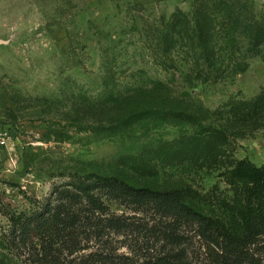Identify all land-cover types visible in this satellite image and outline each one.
Listing matches in <instances>:
<instances>
[{"label": "rangeland", "instance_id": "374dc122", "mask_svg": "<svg viewBox=\"0 0 264 264\" xmlns=\"http://www.w3.org/2000/svg\"><path fill=\"white\" fill-rule=\"evenodd\" d=\"M194 1L0 0V126L11 135L0 264H20L3 236L10 213L89 173L175 191L239 233L251 213L264 215V32L230 33L212 12L208 51L192 32L159 51L155 35L173 33L163 21L191 14ZM242 1L244 16L263 23L264 0ZM143 107L193 120L162 122ZM129 118L137 122L124 126Z\"/></svg>", "mask_w": 264, "mask_h": 264}, {"label": "trees", "instance_id": "16d2710c", "mask_svg": "<svg viewBox=\"0 0 264 264\" xmlns=\"http://www.w3.org/2000/svg\"><path fill=\"white\" fill-rule=\"evenodd\" d=\"M242 0H195L193 11L178 9L158 36L166 52L178 46L184 33H194L208 51L215 38L212 12L224 13L230 33L245 27L264 32V22L244 16ZM248 11V9L246 10ZM177 36V37H176ZM172 37V42L169 40ZM210 40V42H209ZM234 41V39H233ZM258 36L253 46L257 45ZM244 66L242 69H245ZM147 118L169 123L173 118L193 120L185 111L147 109ZM138 113H141L138 111ZM132 118L124 120V126ZM153 120V119H152ZM56 197L35 201L29 212L9 215L4 240L20 264H264V215L245 218V231H232L169 189L137 186L113 176L89 173L76 176ZM251 197H255L253 194ZM116 201L130 212H116ZM126 249V250H124Z\"/></svg>", "mask_w": 264, "mask_h": 264}, {"label": "built area", "instance_id": "2783aa9c", "mask_svg": "<svg viewBox=\"0 0 264 264\" xmlns=\"http://www.w3.org/2000/svg\"><path fill=\"white\" fill-rule=\"evenodd\" d=\"M10 131L0 126V168L4 161V153L10 141Z\"/></svg>", "mask_w": 264, "mask_h": 264}, {"label": "water", "instance_id": "95a60500", "mask_svg": "<svg viewBox=\"0 0 264 264\" xmlns=\"http://www.w3.org/2000/svg\"><path fill=\"white\" fill-rule=\"evenodd\" d=\"M1 42V41H0Z\"/></svg>", "mask_w": 264, "mask_h": 264}]
</instances>
